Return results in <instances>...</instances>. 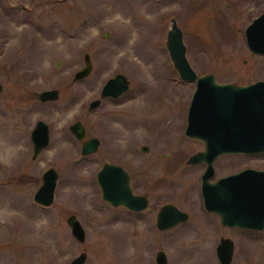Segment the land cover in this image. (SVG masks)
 <instances>
[{"label":"rangeland","instance_id":"1","mask_svg":"<svg viewBox=\"0 0 264 264\" xmlns=\"http://www.w3.org/2000/svg\"><path fill=\"white\" fill-rule=\"evenodd\" d=\"M261 12L264 0H0V264H70L81 251L84 264H157L160 249L167 264H221L219 235L234 241L230 264H264V229L219 225L203 207L205 166L187 159L204 143L185 134L195 82L180 77L165 45L175 17L198 75L239 84L264 79V55L251 53L245 39ZM85 52L92 72L74 81ZM119 72L129 89L89 110ZM50 88L59 89L56 100L36 98ZM38 119L48 123L49 143L33 158L30 132ZM76 120L88 137L100 138L95 152L81 153L69 129ZM222 157L211 180L247 165L264 168V152ZM103 161L130 173L133 191L150 197L146 210L102 198L96 173ZM48 167L58 177L45 206L33 194ZM166 202L189 216L160 230L156 213ZM70 214L84 241L72 234Z\"/></svg>","mask_w":264,"mask_h":264},{"label":"water","instance_id":"2","mask_svg":"<svg viewBox=\"0 0 264 264\" xmlns=\"http://www.w3.org/2000/svg\"><path fill=\"white\" fill-rule=\"evenodd\" d=\"M165 45L169 56L183 80L195 82L187 111L185 134L203 141L204 149L192 153L187 163L204 162L206 168L201 175L203 204L209 211L220 217V223L228 227L264 228V170L244 168L234 173L214 176V160L226 153H257L264 151V79L246 84L234 81L218 82L211 72L198 75L191 66L183 41V32L175 17L170 19ZM105 33L104 35H106ZM246 44L253 54L264 55V12L255 16L245 27ZM84 65L73 74V80L82 79L92 72L90 53L83 54ZM59 61H57V65ZM129 79L124 73H116L102 85L100 97L89 102L93 110L101 103V98L118 97L129 89ZM2 84L0 83V91ZM59 89H43L36 93L40 101L56 100ZM70 131L81 141L83 155L95 152L100 144L96 136H87L81 120L69 125ZM33 143L32 157L35 158L49 143V126L38 119L30 132ZM142 146L143 151L148 150ZM58 172L48 167L41 175V183L33 194L35 202L49 206L54 200V190ZM102 198L115 207H126L133 211L147 209L149 199L145 194L135 193L131 187L130 173L121 165L103 161L96 173ZM188 213L172 203H164L156 216L159 229L172 227L185 221ZM72 234L79 241L85 240L84 228L75 214L66 219ZM234 241L230 237H220L216 247L221 264H230L233 257ZM87 252L81 251L70 264H84ZM157 264H167L163 250L155 254Z\"/></svg>","mask_w":264,"mask_h":264},{"label":"flooded vegetation","instance_id":"3","mask_svg":"<svg viewBox=\"0 0 264 264\" xmlns=\"http://www.w3.org/2000/svg\"><path fill=\"white\" fill-rule=\"evenodd\" d=\"M129 85H130V83H129ZM124 94V93H123ZM121 96V95H120ZM100 97V96H99ZM108 97H110V96H108ZM119 97V96H118ZM118 97H116V98H118ZM98 98V97H97ZM104 98H107V97H104ZM104 98H101V101H102V99H104ZM111 98H114V97H111ZM101 104V103H100ZM96 109V108H95ZM99 138V137H98ZM100 139V138H99ZM100 145V144H99ZM143 146V145H142ZM148 146V145H147ZM149 147V146H148ZM142 148V147H141ZM148 150H149V148H148ZM147 150V151H148ZM143 151V150H142ZM264 152V151H263ZM257 153H262V152H257ZM257 153H226V154H222V155H220V159L221 158H223L222 156H225V155H231V154H246V155H254V154H257ZM218 158V157H217ZM216 158V159H217ZM215 159V160H216ZM215 160H214V162H213V165H214V174H215ZM201 163H203L204 164V166H205V168H206V164L204 163V162H201ZM188 164H190V163H188ZM255 168V169H259V170H264V168H262V167H257V166H253V165H247V166H244V167H242V168H240V169H238V170H236V171H234V172H237V171H239V170H242V169H244V168ZM205 168H204V170H205ZM204 172V171H203ZM234 172H231V173H234ZM228 174H230V173H228ZM202 175V174H201ZM225 175H227V174H223V175H221L220 177H222V176H225ZM131 177V176H130ZM216 180V179H215ZM215 180H211L212 182L213 181H215ZM200 185H201V176H200ZM139 194H141V193H139ZM144 194V193H143ZM147 197H148V199H149V202H150V197H149V195L148 194H145ZM200 195H201V199H202V203H203V198H202V194H201V188H200ZM166 203H171V202H166ZM173 204V203H172ZM163 205V204H162ZM161 205V206H162ZM175 205V204H174ZM160 206V207H161ZM160 207H159V209H160ZM203 207H204V209L206 210V212H208V213H211V214H214V215H217L218 216V223H219V225H220V217H219V215L218 214H216L215 212H212V211H209V210H207L206 208H205V206H204V204H203ZM159 209H158V211H159ZM144 210H146V209H144ZM144 210H142V211H144ZM158 211H157V213H158ZM187 212V211H186ZM157 213H156V216H157ZM188 213V212H187ZM188 216H189V213H188ZM188 219V218H187ZM186 219V220H187ZM156 222V221H155ZM180 223V222H179ZM178 224V223H177ZM222 225V224H221ZM224 226V225H223ZM173 227V226H172ZM220 227V226H219ZM228 227V226H227ZM158 228V227H157ZM168 228H170V227H168ZM239 228H241V227H239ZM165 229H167V228H165ZM243 229H249V230H252V231H260V230H263L264 228H262V229H252V228H243ZM160 230H164V229H160ZM222 237V236H221ZM219 242H220V235H219ZM218 242V243H219ZM218 243H217V245H218ZM217 245H216V247H217Z\"/></svg>","mask_w":264,"mask_h":264}]
</instances>
